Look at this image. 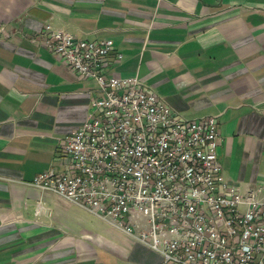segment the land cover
<instances>
[{"label": "crops", "instance_id": "obj_1", "mask_svg": "<svg viewBox=\"0 0 264 264\" xmlns=\"http://www.w3.org/2000/svg\"><path fill=\"white\" fill-rule=\"evenodd\" d=\"M45 23L110 38L104 76L137 77L180 115H215L223 177L264 178V0H0V264H157L159 253L51 189L57 148L100 93L41 44ZM121 57L116 58V54Z\"/></svg>", "mask_w": 264, "mask_h": 264}, {"label": "built area", "instance_id": "obj_2", "mask_svg": "<svg viewBox=\"0 0 264 264\" xmlns=\"http://www.w3.org/2000/svg\"><path fill=\"white\" fill-rule=\"evenodd\" d=\"M39 40L100 93L59 144L61 167L34 185L122 229L159 253L157 264H264V178L240 192L223 177L215 115L186 118L137 77L104 76L110 38L45 23Z\"/></svg>", "mask_w": 264, "mask_h": 264}]
</instances>
